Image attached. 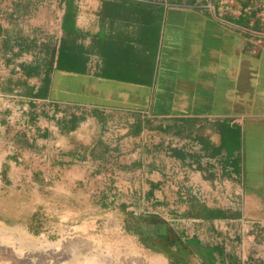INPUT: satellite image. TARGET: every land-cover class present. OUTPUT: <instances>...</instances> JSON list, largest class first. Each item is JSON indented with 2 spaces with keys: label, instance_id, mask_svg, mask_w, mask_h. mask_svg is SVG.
Wrapping results in <instances>:
<instances>
[{
  "label": "crops",
  "instance_id": "0c3cea01",
  "mask_svg": "<svg viewBox=\"0 0 264 264\" xmlns=\"http://www.w3.org/2000/svg\"><path fill=\"white\" fill-rule=\"evenodd\" d=\"M0 62L7 188L158 218L235 194L202 232L264 264V0H0Z\"/></svg>",
  "mask_w": 264,
  "mask_h": 264
},
{
  "label": "rangeland",
  "instance_id": "374dc122",
  "mask_svg": "<svg viewBox=\"0 0 264 264\" xmlns=\"http://www.w3.org/2000/svg\"><path fill=\"white\" fill-rule=\"evenodd\" d=\"M79 190H83L82 186L71 196L43 197L35 194L28 179L22 178L16 187L7 188L0 178V264H174L126 231L124 213L131 210L129 206L108 204L102 197ZM209 198L206 202L214 207L226 202V196L218 193ZM197 200L189 212H167L160 217L162 220L159 218L162 223L178 218L181 224L179 228L166 224L169 229L165 234L177 242L185 264H224L216 255L212 261L203 249L217 247L220 242L215 235L207 237L195 226L200 224L196 208L204 203L203 198ZM135 211L144 218L156 216L150 210ZM232 212L228 211L233 215ZM201 222L205 227L215 226L212 221ZM181 230L197 232L199 243H193L191 238L189 245L179 235ZM238 260L243 264L242 259Z\"/></svg>",
  "mask_w": 264,
  "mask_h": 264
},
{
  "label": "trees",
  "instance_id": "16d2710c",
  "mask_svg": "<svg viewBox=\"0 0 264 264\" xmlns=\"http://www.w3.org/2000/svg\"><path fill=\"white\" fill-rule=\"evenodd\" d=\"M66 36L67 39L62 40L61 46H64L67 50H69L71 46L69 40L71 37V33L69 32V30L66 32ZM80 49H82L81 46ZM56 68H58V66H56ZM54 69L55 67L49 66L48 75H50L51 71H53ZM124 215L126 231L132 235L138 236L142 244H144L148 249L154 251L157 254L166 256L168 260L174 262V264L186 263L185 255L181 252V248L178 247L177 242L169 239V237L165 234V232L169 229L166 226V223H162L161 220L156 216L152 218H144L141 214L134 210L126 211ZM225 216L226 213L221 209L201 204L197 206L195 213V217L200 220V224H195V226L199 227L200 230H202L203 228L206 229L201 221H213L219 218H224ZM180 225L181 224L179 223H174L171 226L174 228H179ZM178 233L180 236L184 237L186 241H188V244L192 242V240H189L191 238L194 240L193 243H199L197 241L198 238L195 237V233L197 232L187 233L181 230ZM154 242L160 243L162 249H156L155 247H153ZM187 243L186 245L189 247L190 244L188 245ZM203 249L206 251V255L212 259V261L215 260L214 255L217 254V256L222 257L221 252H224V248L220 244L217 247H203ZM227 260L229 262H232L233 264L240 263V260H238V258L230 253L227 255Z\"/></svg>",
  "mask_w": 264,
  "mask_h": 264
},
{
  "label": "built area",
  "instance_id": "2783aa9c",
  "mask_svg": "<svg viewBox=\"0 0 264 264\" xmlns=\"http://www.w3.org/2000/svg\"><path fill=\"white\" fill-rule=\"evenodd\" d=\"M6 73V67L3 65L2 62H0V76H3ZM173 143H178V142H173ZM10 152L11 153H16L17 151H15V149L10 148ZM211 172L214 174L213 176H215L217 178V180L219 181L222 177V172L218 169H216V167H212ZM238 200H237V196L235 194H226V202H222L220 203L219 207H214L213 208H218L221 209L223 212H225L227 214L226 218H219L216 220H213L212 222H214L215 224V228L218 231H221V228L223 226V224H229L231 223L233 220L232 218H230V216L235 215L236 213H238L239 211H237L238 208ZM239 209V208H238ZM231 210L233 211V215L231 213H228V211ZM234 212H236L234 214ZM205 221V220H204ZM209 221V220H206ZM220 245H222L223 247L227 248L229 247V242L224 241V240H220ZM238 246V245H237ZM243 244H241L238 248H237V257L242 259L243 264H249V259H248V255L246 253V251L243 249ZM239 248H241V251L239 250Z\"/></svg>",
  "mask_w": 264,
  "mask_h": 264
},
{
  "label": "flooded vegetation",
  "instance_id": "af4514ba",
  "mask_svg": "<svg viewBox=\"0 0 264 264\" xmlns=\"http://www.w3.org/2000/svg\"><path fill=\"white\" fill-rule=\"evenodd\" d=\"M153 247H155L156 249H162V246L158 242H154Z\"/></svg>",
  "mask_w": 264,
  "mask_h": 264
},
{
  "label": "bare ground",
  "instance_id": "6f19581e",
  "mask_svg": "<svg viewBox=\"0 0 264 264\" xmlns=\"http://www.w3.org/2000/svg\"><path fill=\"white\" fill-rule=\"evenodd\" d=\"M24 243V242H23Z\"/></svg>",
  "mask_w": 264,
  "mask_h": 264
}]
</instances>
